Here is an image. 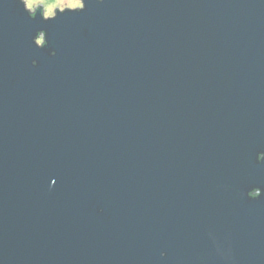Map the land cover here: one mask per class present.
<instances>
[{
    "label": "water",
    "instance_id": "95a60500",
    "mask_svg": "<svg viewBox=\"0 0 264 264\" xmlns=\"http://www.w3.org/2000/svg\"><path fill=\"white\" fill-rule=\"evenodd\" d=\"M82 3L0 0V264H264V0Z\"/></svg>",
    "mask_w": 264,
    "mask_h": 264
},
{
    "label": "rangeland",
    "instance_id": "374dc122",
    "mask_svg": "<svg viewBox=\"0 0 264 264\" xmlns=\"http://www.w3.org/2000/svg\"><path fill=\"white\" fill-rule=\"evenodd\" d=\"M25 2L27 9L29 11H33L35 8H37L38 6H42L44 9V13L46 15L47 18H52V16L54 15V11L56 10V8L59 9V11H63L66 8L71 9V10H75L77 9L76 7H71L69 5L73 4L76 2V0H36V4L34 8H30L29 7V3L31 2V0H22ZM79 3H82V0H79ZM81 8V7H80ZM38 43H41V40H38Z\"/></svg>",
    "mask_w": 264,
    "mask_h": 264
},
{
    "label": "flooded vegetation",
    "instance_id": "af4514ba",
    "mask_svg": "<svg viewBox=\"0 0 264 264\" xmlns=\"http://www.w3.org/2000/svg\"><path fill=\"white\" fill-rule=\"evenodd\" d=\"M82 8H83V7L79 8V9H82ZM39 9H41V8H36V9H34L33 11H31V13L34 15V14L37 12V10H39ZM56 12H57V11H56ZM56 12H55L54 15L52 16V18L56 16ZM44 17H45L46 19H48V18L46 17L45 13H44ZM40 40H41L40 45H42V44L44 43V39H43L42 36L40 37ZM253 195H254V197H256V196L259 195V192H258V191H254V192H253Z\"/></svg>",
    "mask_w": 264,
    "mask_h": 264
},
{
    "label": "clouds",
    "instance_id": "9594fccd",
    "mask_svg": "<svg viewBox=\"0 0 264 264\" xmlns=\"http://www.w3.org/2000/svg\"><path fill=\"white\" fill-rule=\"evenodd\" d=\"M35 4H36V0H31V2L29 3V7L30 8H34ZM69 6L76 7V8L83 7V5L81 3H79V0H76L75 3H73V4L69 5Z\"/></svg>",
    "mask_w": 264,
    "mask_h": 264
},
{
    "label": "snow or ice",
    "instance_id": "6c2138e0",
    "mask_svg": "<svg viewBox=\"0 0 264 264\" xmlns=\"http://www.w3.org/2000/svg\"><path fill=\"white\" fill-rule=\"evenodd\" d=\"M32 19H35V17H31ZM53 55H55V53H53ZM261 161H264V156L260 157Z\"/></svg>",
    "mask_w": 264,
    "mask_h": 264
},
{
    "label": "trees",
    "instance_id": "16d2710c",
    "mask_svg": "<svg viewBox=\"0 0 264 264\" xmlns=\"http://www.w3.org/2000/svg\"><path fill=\"white\" fill-rule=\"evenodd\" d=\"M43 45H44V43L42 44V46H43ZM252 196H254L253 193H252Z\"/></svg>",
    "mask_w": 264,
    "mask_h": 264
}]
</instances>
